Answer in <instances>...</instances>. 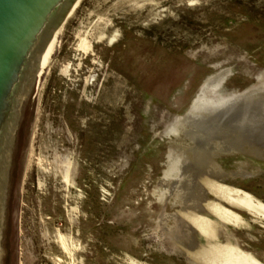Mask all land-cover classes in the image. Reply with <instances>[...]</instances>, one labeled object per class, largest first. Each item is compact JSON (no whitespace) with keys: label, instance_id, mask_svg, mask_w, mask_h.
I'll use <instances>...</instances> for the list:
<instances>
[{"label":"rangeland","instance_id":"obj_1","mask_svg":"<svg viewBox=\"0 0 264 264\" xmlns=\"http://www.w3.org/2000/svg\"><path fill=\"white\" fill-rule=\"evenodd\" d=\"M66 23L24 122L9 263L264 264V223L240 201L264 206V0H82ZM223 73L221 93L250 106L191 136L188 114Z\"/></svg>","mask_w":264,"mask_h":264},{"label":"water","instance_id":"obj_2","mask_svg":"<svg viewBox=\"0 0 264 264\" xmlns=\"http://www.w3.org/2000/svg\"><path fill=\"white\" fill-rule=\"evenodd\" d=\"M77 0H0V264H10L15 175L44 53Z\"/></svg>","mask_w":264,"mask_h":264},{"label":"bare ground","instance_id":"obj_3","mask_svg":"<svg viewBox=\"0 0 264 264\" xmlns=\"http://www.w3.org/2000/svg\"><path fill=\"white\" fill-rule=\"evenodd\" d=\"M81 1L82 0H77V2L75 3V5L71 9V11L69 12L67 17L65 18L64 23L59 28V30L57 31L53 40L51 41L48 48L46 49V51L44 53L43 62L41 65L42 70L48 64L49 56L51 54V51L53 50V47H54V44H55V41H56L58 34L60 33V31H62L63 27L67 26V25H65V24H67L66 23L67 20L73 16L77 7L80 5ZM107 23H108V20H107ZM116 31H117V33H119L118 30H116ZM91 35H92L91 32H86V33L85 32L84 33L79 32L77 35L78 36L77 50L80 53L82 52L83 56H86V55L88 56V54L94 53L95 43L90 41L89 38ZM118 38H119V35H117L116 33H115V35L112 36V35H108L106 32H100V34L96 37V43H103L104 41H108L109 45L111 46L118 40ZM71 69H72L71 64H69L63 68L62 72L66 76H69ZM225 78H226V75L224 73L221 75H218L214 79L210 80L204 88H202V90H201L202 92H201L200 96L196 100L194 106L192 107V109H191V111L187 117L188 124H190L191 126L194 125V127L196 129V132H192L190 134L191 136L195 137V135L199 134V132H198L199 130H197V129L201 128V126H200V123H202L201 119L207 118V119H209V122H212V121L217 122V123L222 122L223 120H227L228 117L230 118L231 117L230 113H233L234 110L242 109V108H244L250 104V93H246L243 95H236V94L225 95V94L221 93L222 92L221 87L223 85V81L225 80ZM208 93L211 94V96H212L211 98H207L206 95ZM225 108H227V109L224 110ZM262 115H264V113H262ZM262 118H264V117H262ZM262 118L260 120H262ZM207 119H205V120H207ZM237 122H235V123L233 122L234 124H232V125H235V124L238 125V124H243V123L245 124V122H242V121H237ZM246 122L249 125L247 126L245 124V126H247V128H250V119H248V121H246ZM224 124H226V123H224ZM177 125H180V127L175 128ZM177 125L174 126V129L171 130L172 132L175 133L176 136H178V134H179L178 128H182V129L188 131L187 130L188 127H187L186 122H180ZM233 127L235 128L236 126H233ZM38 164L41 167H43V169L48 170V168L44 164V158L40 157ZM70 166H71V164L68 163V166H67L68 169L66 170V173H65L64 183H65V186L67 188H70V186H72L71 175H70ZM240 201L256 214V217H255L256 220L258 219L259 221L264 223L263 222L264 221V206L249 202V201L244 200V199H240ZM251 222H252V220H246V219L237 220L234 222L233 226H235V227H248V226H250ZM230 225H232V224H230ZM214 227H215L214 223L209 219L208 220V228H207V233L209 235L208 238H214L215 237V228ZM57 238H58L60 245L68 253V255L72 258L74 251L78 248V245L74 244L73 242H72V244H70L69 240L66 237L62 236L61 234H58ZM210 240H212V239H210ZM237 260H239V259H237ZM247 261H253L254 264H260L253 257H250V259H248ZM58 264H61V261Z\"/></svg>","mask_w":264,"mask_h":264}]
</instances>
